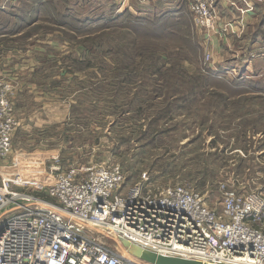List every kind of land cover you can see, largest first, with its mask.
<instances>
[{"label":"rangeland","instance_id":"rangeland-1","mask_svg":"<svg viewBox=\"0 0 264 264\" xmlns=\"http://www.w3.org/2000/svg\"><path fill=\"white\" fill-rule=\"evenodd\" d=\"M12 1L17 2L16 12L20 11L21 17L30 14L31 0ZM136 3L132 0L131 5L125 6H130L131 9H124L119 13L123 6H115L111 0H47L48 5L38 9L40 13L36 10L39 17L35 18L34 23L45 28L44 32L64 31L63 34L53 33L54 36L57 35L54 39L65 40L70 45V60L64 57L67 53L58 57L60 60L64 59L67 66L71 65V69L68 70L70 75L67 84L63 82L62 95L56 97L67 99L69 114L65 125L47 127L44 123L39 124L33 117L36 111L34 95H27L25 102L22 98L19 99L21 90L16 85L18 81L13 75L2 73L15 86L11 98L18 124L13 134L11 154L0 159V181L2 177L22 173L31 184L25 191L45 197L44 189L53 180L48 167L58 158L64 167L101 163L120 165L126 177L125 187L139 182L143 173H147L149 177L146 184L154 189L189 184L205 195L210 207L219 201L222 183L242 192H261L264 196V74L263 78L257 80L248 75L245 79L236 77L241 76L240 72L231 77H226L225 74V80L222 81L208 79L211 84L207 87L209 91L221 93L231 102L249 107L252 113L240 111L237 112L240 116L231 118L233 111L230 109L217 110L219 112L216 114L209 113V119L201 125L193 116L181 112L182 114L173 116L160 126L153 127L158 134L150 133L147 139L139 137L140 131L146 126L136 130L131 119L132 113L122 114L123 117H118V125H113L108 93L100 95L98 91H89V82H93L92 70L78 71L75 68L79 62L71 60H77L81 55L82 52L79 51L85 38L92 42L99 31L124 32L119 27L101 30L103 26L122 22L129 25L135 31L130 39H136L135 45L143 50L153 47L150 35L159 38L154 43L167 44V51L171 53L175 51V44L180 43L171 42L169 37L163 35L168 28L181 32L178 26H172L174 22L167 21L169 18H163L158 13L148 14V5ZM216 14L226 33V20L221 18V14ZM180 24L182 30L190 29V23L186 20ZM192 31L195 39L197 36L199 40H204V35L199 34L195 26ZM225 36H215L211 41L223 40ZM42 49L37 52H49L41 51ZM209 51L212 53L210 42L203 48L200 46L199 54L188 49L185 51L188 59L184 62L185 66L195 67L196 71L197 62L200 61L203 67H212L204 62L205 52ZM85 58L92 63L103 57L92 50ZM45 59L48 57L45 56ZM136 60L139 61L138 58ZM211 60L213 62V53ZM195 71L190 69V73ZM74 72H80L82 76L76 78L72 75ZM150 135H155L153 141ZM33 184H41L43 187L40 189V186ZM262 226L264 227V223ZM89 228L98 232L96 238L112 251L124 254L123 246L116 237L96 228ZM130 258L142 262L135 257Z\"/></svg>","mask_w":264,"mask_h":264},{"label":"built area","instance_id":"built-area-1","mask_svg":"<svg viewBox=\"0 0 264 264\" xmlns=\"http://www.w3.org/2000/svg\"><path fill=\"white\" fill-rule=\"evenodd\" d=\"M186 8L206 44L225 36L210 0H186ZM211 55L205 52L206 65H212ZM2 73L0 159L11 154L18 124L11 98L15 86ZM223 73L236 75L234 69ZM48 169L53 180L45 197L25 191L31 184L22 173L2 177L0 264H137L97 239L90 226L164 256L207 264H264L261 192L222 183L219 201L210 207L189 184L150 188L147 173L125 187L122 167L113 163L64 167L55 158Z\"/></svg>","mask_w":264,"mask_h":264},{"label":"trees","instance_id":"trees-1","mask_svg":"<svg viewBox=\"0 0 264 264\" xmlns=\"http://www.w3.org/2000/svg\"><path fill=\"white\" fill-rule=\"evenodd\" d=\"M31 2L30 14L22 16L15 27L28 28L30 32H44L46 29L36 25L34 21H36V17H39L36 14L39 12L38 9L48 5L47 0H31ZM161 17L169 18L167 21L174 22L172 26H178L181 31L177 32L168 28L163 34L169 37L171 42H180L179 44L174 43L177 46L174 47L173 53L167 51V47H169L167 44L154 43L159 38L153 35L149 36L153 47L147 50L137 47L135 45L137 40L130 39L131 35H135V31L123 22L101 28V30H109L111 27H119L124 29L121 34L99 31L94 41L91 42L85 38L82 42L85 51L90 52L94 49V52L103 57L98 64L101 81L89 82V91L94 93L98 91L100 95L104 92L108 93L110 116L114 118L113 125H118V117L122 114L132 113L131 119L134 121L133 126L136 127V130L146 126L144 130L140 131L139 137L147 139V135L150 133L158 134L153 127L160 126L162 122L171 120L173 116L179 115L181 112L193 116L201 125L207 122L209 113L216 114L219 112L217 110L230 109L233 111L231 118L240 116L237 113L240 111L252 113L249 107L235 104L223 94L208 90L207 87L211 86L209 78L222 81L225 80V75L211 74L200 61L197 62L195 73H189L184 67L183 63L188 60L185 57V51L191 49L196 54L200 52V47L197 45L195 34L192 31L194 25L187 8L182 6L177 11L166 13ZM183 20L190 23V29H181L180 22ZM88 67H91V60L84 58L83 63H80L75 69L84 70ZM210 128L212 129V126ZM160 131L164 132L165 130ZM154 136L152 135L150 138L152 139Z\"/></svg>","mask_w":264,"mask_h":264},{"label":"crops","instance_id":"crops-1","mask_svg":"<svg viewBox=\"0 0 264 264\" xmlns=\"http://www.w3.org/2000/svg\"><path fill=\"white\" fill-rule=\"evenodd\" d=\"M134 1L139 5H148V14L158 13L161 16L186 6V0ZM111 2L115 6L119 4L123 6L120 7L119 13L124 9L128 11L131 9L130 6H125L131 5L132 0H111ZM210 2L213 10L226 20V36L220 40L221 42L215 39L210 41L213 62L212 67L206 66V69L211 74L217 73L213 71V67H220L221 70L234 69L236 73H241V76L236 77L245 79L248 75L254 80L263 78L264 0H210ZM16 3L12 0H0V73L13 75L18 81L16 85L18 90H21L19 99L22 98L21 100L25 102L27 95L29 97L34 95L36 111L33 117L39 124L44 123L47 127L65 125L64 122L69 114L67 99L56 97L62 95L63 82L67 84L71 65L67 66L66 61L58 57L67 53L64 57L70 60L68 56L70 45L65 40L54 39L57 35L54 36L53 33L63 34L62 30L51 33L50 31L30 32L28 28H16L15 25L21 18L20 11L16 12L18 9ZM196 39L199 47L203 48L206 45L203 39L199 40L197 36ZM40 48H43L41 51L49 52L38 53L37 50ZM84 51L85 48L82 46L79 58L71 61L83 63ZM88 52L86 50L85 55ZM45 56L48 59H45ZM98 64L99 61H93L91 67L78 71L92 70L91 79L93 82L94 80L100 82ZM183 65L189 73L191 68L195 71V67L185 66L184 63ZM223 70L217 74L225 75ZM96 74L99 76L96 77ZM72 75L76 78L82 76L80 72H74ZM40 187L42 189L43 186Z\"/></svg>","mask_w":264,"mask_h":264},{"label":"water","instance_id":"water-1","mask_svg":"<svg viewBox=\"0 0 264 264\" xmlns=\"http://www.w3.org/2000/svg\"><path fill=\"white\" fill-rule=\"evenodd\" d=\"M124 254L135 257L146 264H207L197 260L184 259L179 257L164 256L152 251L145 250L125 239H121Z\"/></svg>","mask_w":264,"mask_h":264},{"label":"bare ground","instance_id":"bare-ground-1","mask_svg":"<svg viewBox=\"0 0 264 264\" xmlns=\"http://www.w3.org/2000/svg\"><path fill=\"white\" fill-rule=\"evenodd\" d=\"M90 227H92V226H90ZM96 229H98V228H96ZM98 230H99V229H98ZM97 233H98V232H97ZM101 234H103V233H101ZM117 246H118V245H117ZM123 256H126V255L123 254ZM126 257H127L128 259H130L132 262H135V263H137V264H146V263L143 262V261H142V262H136L137 260H135V261L132 260V259L130 258V256H126Z\"/></svg>","mask_w":264,"mask_h":264}]
</instances>
